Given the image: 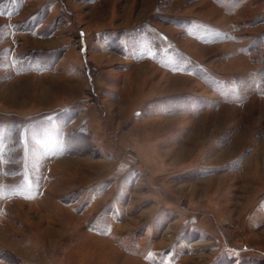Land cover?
Instances as JSON below:
<instances>
[{"label": "rangeland", "instance_id": "rangeland-1", "mask_svg": "<svg viewBox=\"0 0 264 264\" xmlns=\"http://www.w3.org/2000/svg\"><path fill=\"white\" fill-rule=\"evenodd\" d=\"M0 264H264V0H0Z\"/></svg>", "mask_w": 264, "mask_h": 264}, {"label": "crops", "instance_id": "crops-1", "mask_svg": "<svg viewBox=\"0 0 264 264\" xmlns=\"http://www.w3.org/2000/svg\"><path fill=\"white\" fill-rule=\"evenodd\" d=\"M190 139H194V137L190 138Z\"/></svg>", "mask_w": 264, "mask_h": 264}]
</instances>
